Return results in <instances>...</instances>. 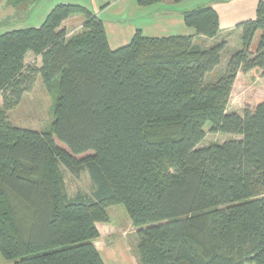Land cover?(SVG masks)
<instances>
[{"label":"trees","instance_id":"obj_1","mask_svg":"<svg viewBox=\"0 0 264 264\" xmlns=\"http://www.w3.org/2000/svg\"><path fill=\"white\" fill-rule=\"evenodd\" d=\"M161 1L135 0L153 8ZM74 14L83 16L82 29L67 37L62 22ZM181 16L192 34L136 29L114 49L103 20L77 3L55 4L38 26L0 32L4 260L104 264L95 224L122 204L137 228L139 264H264V98L241 114L227 111L239 76L264 77V0L255 18L229 30L209 4ZM234 30L241 46L218 74ZM28 52L39 64L25 62ZM37 76L55 92L43 131L17 127L6 114ZM206 123L237 138L197 146ZM61 166L87 171L91 193L69 195Z\"/></svg>","mask_w":264,"mask_h":264},{"label":"crops","instance_id":"obj_2","mask_svg":"<svg viewBox=\"0 0 264 264\" xmlns=\"http://www.w3.org/2000/svg\"><path fill=\"white\" fill-rule=\"evenodd\" d=\"M34 1L25 0L18 4L23 6V9L21 14H17L15 17L17 22L20 21L22 24L26 21V16L23 18V15L33 6ZM257 2L258 0H182L180 2L162 0L158 4L162 5L161 7H154L155 9L150 10L148 6H139L135 0H52L48 8H43L38 12L37 23L39 25L49 10L57 3L80 4L103 20L108 44L110 48L114 49L126 44L136 29H140L147 36H167L172 35V33L192 34V29L185 26L182 21L181 11L184 8L199 4L211 5L218 15L220 29L229 30L237 22L255 18ZM8 16L9 14L4 19L7 20ZM83 21L84 18L81 14L71 15L64 20L62 27L66 31V36L70 37L80 32ZM8 26L6 21L3 23L0 21V28ZM149 33L155 34L150 35ZM29 56L39 58V56L28 52L25 56V62ZM38 60L40 61V58ZM110 219L108 214L106 222H96L95 224L98 237L93 241V244L104 264H139L138 256L130 254L128 241L121 243L127 237L126 228L111 222ZM128 222L131 224L130 220ZM0 264L15 263L2 258Z\"/></svg>","mask_w":264,"mask_h":264},{"label":"rangeland","instance_id":"obj_3","mask_svg":"<svg viewBox=\"0 0 264 264\" xmlns=\"http://www.w3.org/2000/svg\"><path fill=\"white\" fill-rule=\"evenodd\" d=\"M35 0L33 6L30 7L27 12L23 15V18L26 16V21L22 24L17 22L18 20L15 17L21 14L22 7L21 5H12L5 0H0V21L7 22L8 27L0 28V32L11 28L25 27V26H38L37 16L38 12L43 8H48L52 0ZM162 5H155V8H159ZM37 8V10H36ZM152 6L149 7L150 10L155 9ZM9 14L7 20L5 16ZM28 16V17H27ZM17 22V23H16ZM6 24V23H5ZM150 35L155 33H149ZM160 34V33H158ZM174 34V33H172ZM258 38V33L254 36L250 49L253 50L256 46ZM227 48L222 52L221 55V64L217 66L216 72L218 74L223 71L224 64L228 59L229 55L240 48V32L234 30L230 35H228ZM39 58L29 56L26 58L27 63L35 62L39 63ZM38 60V62H37ZM212 77V76H211ZM210 77V78H211ZM264 98V77L257 78H242L241 76L234 82L231 86L230 94L227 102V111L236 112L241 114L242 109L245 105L253 104L256 98ZM1 103V96H0ZM55 105V92L52 90H47L39 76L36 77L33 88L23 94L20 102L15 105L13 108L6 112L8 120L15 126L20 128L32 129L36 131L48 130L50 128L53 112ZM209 123H206L204 126L205 137L198 143L197 146H206L211 143H221L228 139L237 138V135L230 133H212L208 131ZM58 146L65 148V146L56 140ZM85 154L76 155L75 158L79 159ZM64 187L69 195H73L76 192L91 193L93 188V183L90 179L89 174L85 170H81L77 175L69 172L63 166L60 167ZM107 214L110 216L111 222L119 224L126 228L127 237L124 238L121 243L127 242L129 244L128 249L131 250V255H137V228L134 227L131 223V220L128 217V214L122 204H114L107 207ZM130 223L129 224V221ZM128 252V253H129ZM0 256V261H1ZM7 261V260H6Z\"/></svg>","mask_w":264,"mask_h":264}]
</instances>
